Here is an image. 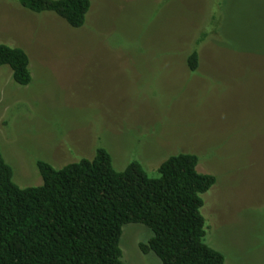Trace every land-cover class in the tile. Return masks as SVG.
Instances as JSON below:
<instances>
[{
	"label": "rangeland",
	"instance_id": "1",
	"mask_svg": "<svg viewBox=\"0 0 264 264\" xmlns=\"http://www.w3.org/2000/svg\"><path fill=\"white\" fill-rule=\"evenodd\" d=\"M81 29L0 0V44L29 58L21 87L0 67V154L20 188L41 185L36 161L58 169L93 159L151 177L168 157L198 158L215 177L202 195L205 243L224 264H264V0H89ZM214 29V30H213ZM199 68L185 57L197 39ZM152 235L122 228L124 264Z\"/></svg>",
	"mask_w": 264,
	"mask_h": 264
},
{
	"label": "trees",
	"instance_id": "2",
	"mask_svg": "<svg viewBox=\"0 0 264 264\" xmlns=\"http://www.w3.org/2000/svg\"><path fill=\"white\" fill-rule=\"evenodd\" d=\"M34 14L52 13L72 29H81L89 0H18ZM214 30V29H213ZM197 39L185 57L191 74L199 68ZM29 58L20 48L0 44V67L8 66L21 87L31 83ZM196 155L165 159L151 177L138 162L116 171L103 148L93 159L55 169L36 161L41 185L20 188L0 154V264H124L120 242L129 224L152 233L139 244L161 264H224V255L205 243L202 195L215 185L197 171Z\"/></svg>",
	"mask_w": 264,
	"mask_h": 264
}]
</instances>
